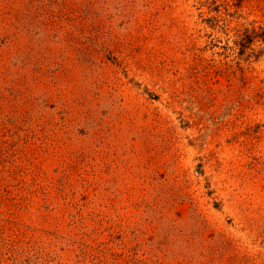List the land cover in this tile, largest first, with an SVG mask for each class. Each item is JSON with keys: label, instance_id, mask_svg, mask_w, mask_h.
<instances>
[{"label": "rangeland", "instance_id": "rangeland-1", "mask_svg": "<svg viewBox=\"0 0 264 264\" xmlns=\"http://www.w3.org/2000/svg\"><path fill=\"white\" fill-rule=\"evenodd\" d=\"M0 264H264V0H0Z\"/></svg>", "mask_w": 264, "mask_h": 264}]
</instances>
